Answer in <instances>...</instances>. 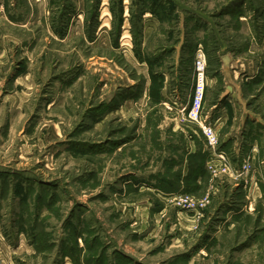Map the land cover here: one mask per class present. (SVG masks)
Instances as JSON below:
<instances>
[{"label":"rangeland","instance_id":"1","mask_svg":"<svg viewBox=\"0 0 264 264\" xmlns=\"http://www.w3.org/2000/svg\"><path fill=\"white\" fill-rule=\"evenodd\" d=\"M231 1L0 0V264H264V0ZM199 47L242 176L179 115Z\"/></svg>","mask_w":264,"mask_h":264},{"label":"built area","instance_id":"2","mask_svg":"<svg viewBox=\"0 0 264 264\" xmlns=\"http://www.w3.org/2000/svg\"><path fill=\"white\" fill-rule=\"evenodd\" d=\"M206 56L202 48L195 52L193 60V84L188 102L179 107V115L182 120L198 124L206 139L208 147V156L214 165H218L224 173L242 176V173L248 171L249 162L245 159L240 169L234 170L226 154L218 150L219 137L216 130V124L209 122L208 115L203 113V102L206 88ZM250 156H248L249 159ZM170 198L179 208L185 210H197L204 206L206 201H197L189 195H171Z\"/></svg>","mask_w":264,"mask_h":264},{"label":"crops","instance_id":"3","mask_svg":"<svg viewBox=\"0 0 264 264\" xmlns=\"http://www.w3.org/2000/svg\"><path fill=\"white\" fill-rule=\"evenodd\" d=\"M234 153H235V151H234ZM247 152L245 151V150H243L242 152H241V155H242V159H241V161L239 162V164L243 161V155H245ZM254 153H255V151H254ZM232 158V157H231ZM232 160V159H231ZM232 163H233V161H232ZM252 187V186H251ZM257 189H259V188H257Z\"/></svg>","mask_w":264,"mask_h":264},{"label":"trees","instance_id":"4","mask_svg":"<svg viewBox=\"0 0 264 264\" xmlns=\"http://www.w3.org/2000/svg\"><path fill=\"white\" fill-rule=\"evenodd\" d=\"M239 1H241V0H239ZM239 1H238V2H239ZM242 1H243V0H242ZM235 2H237V0H236V1H235V0H232V1L230 2L229 5H232V4H234ZM225 8H227V7H224V9H225Z\"/></svg>","mask_w":264,"mask_h":264}]
</instances>
